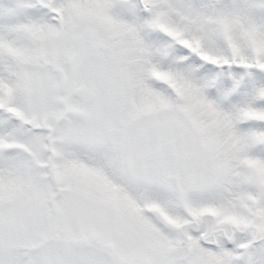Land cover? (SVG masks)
Here are the masks:
<instances>
[{"label": "snow or ice", "instance_id": "obj_1", "mask_svg": "<svg viewBox=\"0 0 264 264\" xmlns=\"http://www.w3.org/2000/svg\"><path fill=\"white\" fill-rule=\"evenodd\" d=\"M0 264H264V0H0Z\"/></svg>", "mask_w": 264, "mask_h": 264}]
</instances>
